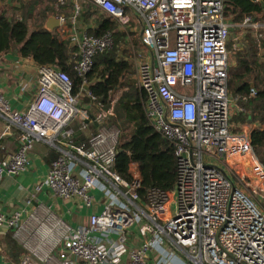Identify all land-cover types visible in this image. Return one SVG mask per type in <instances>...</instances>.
Segmentation results:
<instances>
[{
    "label": "built area",
    "instance_id": "obj_1",
    "mask_svg": "<svg viewBox=\"0 0 264 264\" xmlns=\"http://www.w3.org/2000/svg\"><path fill=\"white\" fill-rule=\"evenodd\" d=\"M66 1L58 0L57 7ZM69 1L71 27L62 30L63 38L77 49L74 70L94 101L86 76L114 41L110 33L79 32L82 0ZM85 1L121 30L139 31L144 50L135 58L136 79L147 98L148 121L174 148L177 182L171 193L152 189L142 198L134 165L130 182L113 171L119 131L105 125L113 110L93 116L91 104L81 103L84 92L74 93L66 72L38 67L36 93L23 111L13 110L0 91L7 130L21 132L19 150L0 160V185L6 176L26 172L29 155L42 143L59 157L37 192L46 187L92 214L87 225L73 227L54 212L41 213L34 197L12 215L0 208V232H12L29 252L21 264H152L153 258V264H186L181 255L191 264H264V167L249 131H236L232 124L236 109L228 87V39L233 25L224 14L225 0ZM240 28L259 30L264 24L246 18ZM27 90L20 80L18 96ZM78 119L100 127L88 148L73 143L70 126ZM135 232L139 247L131 246Z\"/></svg>",
    "mask_w": 264,
    "mask_h": 264
},
{
    "label": "trees",
    "instance_id": "obj_2",
    "mask_svg": "<svg viewBox=\"0 0 264 264\" xmlns=\"http://www.w3.org/2000/svg\"><path fill=\"white\" fill-rule=\"evenodd\" d=\"M17 1L19 6L15 7L13 4ZM2 2L5 9L0 17V60L4 55L16 51L38 66H52L66 72L73 81L74 93L84 92L82 97H85V102L97 107L100 113L113 105L115 113L106 117V125L115 126L119 131L113 171L130 182L134 165L141 178L139 194L142 198H146L152 189L171 193L177 182V158L173 146L153 129L146 117L147 98L136 79L135 58L144 50L139 31L121 30L113 18L100 14V10L91 3L81 1L83 10L76 22V29L79 32L86 29L88 34L96 37L110 33L114 41L109 51L95 58L94 66L86 76L87 85L95 97L92 101L85 94L84 79L74 70L77 49L63 38L62 30L71 27L69 13L72 12V3L68 0L64 6L56 7L60 12L57 16L68 13L65 15L66 27L48 32L44 25L57 13L55 6L58 0ZM7 4L9 9L13 6L22 14L9 17ZM263 5L264 0H225L224 14L237 26L246 18L264 24ZM237 42L240 44L237 50H232L233 42L228 44L230 53L234 54L228 87L231 97L244 112L237 113L233 121L242 124L251 121L256 125L251 133V145L264 167V67L259 55L260 46L264 48V34L259 38L250 31ZM253 88L256 91L254 97L251 96ZM70 128L74 132L73 143L88 148L91 136L100 127L96 124L90 131L85 130L75 120ZM14 131L20 135V131ZM58 157L59 153H56L55 160ZM1 243L5 246V257L15 264H20L27 256V252L13 239L12 232L5 233Z\"/></svg>",
    "mask_w": 264,
    "mask_h": 264
},
{
    "label": "crops",
    "instance_id": "obj_3",
    "mask_svg": "<svg viewBox=\"0 0 264 264\" xmlns=\"http://www.w3.org/2000/svg\"><path fill=\"white\" fill-rule=\"evenodd\" d=\"M26 1L28 2V0ZM6 7L8 8L9 4H7ZM66 14L68 13L62 14L60 16L62 18H65V25H61L60 28H56L54 31H59L62 30L61 28L66 27ZM69 16H71V13L69 14ZM54 18L60 19L59 16ZM49 19L46 21V23L49 21ZM232 25L234 24L232 23ZM238 28H240V25L238 26ZM84 31L87 30L85 29L82 32ZM249 31H251V33L257 31L256 34H262L259 38H262L264 34V29H250ZM242 34L244 36L245 31H243ZM242 37L236 36L232 39L231 36L230 41H238ZM255 37H257V35H255ZM234 46L237 47V49L240 48V44L238 42H236ZM259 55L261 57V63L264 67V48L262 46H260ZM232 64L233 62L231 61V66ZM38 67L40 66L36 65L30 59L21 57L16 51L4 55L0 60V91L8 100L13 110L23 111L32 101L37 90ZM23 79L28 85V90L25 95L20 98L18 96L20 93V80ZM233 106L236 109L234 116L239 112H244V110L241 109L234 100ZM233 118L232 124L234 129L236 131H242L243 129H246L247 131H249L251 136V133L253 129L256 128V125L251 121L244 124L238 122L239 126L241 124V128L240 130H237L238 128H235V121H233ZM78 121L80 127L85 130L95 128L96 125V123L89 120L87 121L78 119ZM81 121H87L88 123L84 125L81 123ZM7 126V121L0 115V160H8L19 150L21 146V132L20 135H18V133L14 131V129L18 130L17 128L13 127L7 130ZM55 152L58 153L48 145L42 143L36 144L33 151L29 155L30 166L28 170L18 176H6L4 178L2 184L0 185V208L2 212L7 215H12L19 210H25L26 201L31 197H34L33 205H41V213L46 214L48 212H54L65 221L70 223L73 227L85 226L88 224L89 216L92 214V210L85 208L84 206H82V204H79V202L63 201L61 199H58L46 187H44L40 192H37L36 190L37 186L41 184L48 175L50 167L56 158ZM95 194L97 196V199L101 198V195L99 193ZM101 210V208H98V212H100ZM4 235V232H0V264H15L4 255L5 246L1 243ZM140 241L141 240L139 238V235L135 232L131 238V246L139 247ZM16 242L27 252V256H29V252L23 246V244L19 243V241ZM35 261L38 262L37 260ZM151 262L152 264L155 263V259L153 258Z\"/></svg>",
    "mask_w": 264,
    "mask_h": 264
},
{
    "label": "rangeland",
    "instance_id": "obj_4",
    "mask_svg": "<svg viewBox=\"0 0 264 264\" xmlns=\"http://www.w3.org/2000/svg\"><path fill=\"white\" fill-rule=\"evenodd\" d=\"M6 1H9V2H12V0H6ZM30 1H32V0H28V2H30ZM15 7H17V6H19V3H18V1L16 2V3H14L13 4ZM82 5V4H81ZM56 7L57 6H55V9H56ZM2 8H4L5 9V4H3V2H2ZM58 8V7H57ZM57 10V9H56ZM63 13V12H62ZM22 13H19L13 6L11 7V9H7V15L9 16V17H12V16H14V15H18V16H20ZM70 14V13H69ZM57 15H60V12H58V10H57V13H55V15H53L52 17H58ZM33 28V27H32ZM237 28V30L235 31V29ZM129 30H130V28H129ZM250 29H241V28H239L238 29V26H234L233 25V28H232V31H231V36H232V39L233 38H235L236 36H243V34H242V32L243 31H245V34H244V36L245 35H247L250 31H249ZM249 31V32H248ZM257 32V31H256ZM256 32H254V33H252L254 36L255 35H257V37H260V35H262V34H260V33H257L256 34ZM233 41V46H232V50H235V48H236V50H237V47H235L234 45H235V43L237 42L236 40H232ZM231 42V41H230ZM235 47V48H234ZM235 52V51H234ZM237 52V51H236ZM139 53H143V51L141 50ZM231 61L232 62H234V54H232V52H231ZM85 97H81V103H82V105H86V104H90L89 102H85V99H84ZM109 109H112L113 110V112L115 113V108L113 107V105H112V107L111 108H109ZM91 112H92V114H93V116H97L100 112L98 111V109H97V107H92V105H91ZM108 121H105V125L106 124H108L107 123ZM81 123L82 124H87L88 122L87 121H81ZM235 123V128L237 129V130H240V128H241V124H240V126H239V123H236V122H234ZM107 126V125H106ZM182 256V258L184 259V261H185V263L186 264H191V262L188 260V258L185 256V255H181Z\"/></svg>",
    "mask_w": 264,
    "mask_h": 264
},
{
    "label": "water",
    "instance_id": "obj_5",
    "mask_svg": "<svg viewBox=\"0 0 264 264\" xmlns=\"http://www.w3.org/2000/svg\"><path fill=\"white\" fill-rule=\"evenodd\" d=\"M3 12H4V8H1L0 9V17L2 16ZM60 26H61L60 19L52 17L46 23L44 28L48 32H53L56 28H60ZM230 40H231V37L228 39V41H230ZM86 91H90V88L86 87Z\"/></svg>",
    "mask_w": 264,
    "mask_h": 264
}]
</instances>
